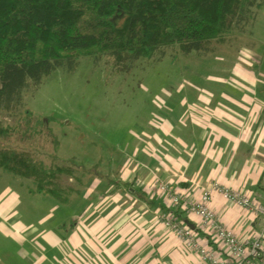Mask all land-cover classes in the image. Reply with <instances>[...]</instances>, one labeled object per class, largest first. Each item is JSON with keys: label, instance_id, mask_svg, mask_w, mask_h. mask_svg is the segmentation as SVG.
I'll return each instance as SVG.
<instances>
[{"label": "crops", "instance_id": "crops-1", "mask_svg": "<svg viewBox=\"0 0 264 264\" xmlns=\"http://www.w3.org/2000/svg\"><path fill=\"white\" fill-rule=\"evenodd\" d=\"M251 56H242L247 67H233L235 81L218 86L214 97L192 104L173 101L158 129L147 128L148 147L138 145L119 163L108 160L105 170H98L101 177L86 179L67 202L50 197L68 210L35 211L39 195L24 196L2 181L9 174L1 171L0 264L196 261L195 253L163 226L161 216L169 208L153 187L156 180L190 198L212 189L208 207L236 235L260 230L261 217L254 219L221 192L225 187L239 190L264 205V58L251 61ZM170 210L195 227L203 244L211 245L198 228L199 218L189 216L183 205Z\"/></svg>", "mask_w": 264, "mask_h": 264}, {"label": "trees", "instance_id": "trees-1", "mask_svg": "<svg viewBox=\"0 0 264 264\" xmlns=\"http://www.w3.org/2000/svg\"><path fill=\"white\" fill-rule=\"evenodd\" d=\"M264 0H0V110L19 114L13 127H0V171L30 179L29 192L65 203L77 188L101 177L98 164L85 168L36 158L3 140L11 133H41L46 121L24 108L23 97L59 68L71 71L81 55L110 56L123 72L142 58L160 59L163 47L182 53L207 52L235 30L242 32ZM54 146L57 141L52 138Z\"/></svg>", "mask_w": 264, "mask_h": 264}, {"label": "rangeland", "instance_id": "rangeland-1", "mask_svg": "<svg viewBox=\"0 0 264 264\" xmlns=\"http://www.w3.org/2000/svg\"><path fill=\"white\" fill-rule=\"evenodd\" d=\"M209 46L210 51L187 54L178 46L163 47L160 59L156 55L139 59L126 72L120 71L110 56L81 55L71 71L56 69L23 97L19 111L27 108L34 117L47 120L46 128L25 136L13 132L2 141L3 145L47 163H53L51 154L55 153L54 163H73L85 168L98 164L97 171L101 168L104 171L108 160L119 163L124 153L138 145H150L147 128L158 129L163 113L175 106L173 101L185 99L192 104L210 99L218 86L235 81L230 74L233 67H247L244 54L251 53V61L264 58V7L256 10L255 18L242 32L235 30ZM18 117L16 111L0 110V127L15 126ZM126 177L133 180L132 176ZM1 179L24 196L30 194V179L5 174ZM61 184L81 187L71 177H62ZM209 191L212 196V189ZM39 196L35 211L59 214L68 210L49 196ZM181 244L186 251L193 252ZM184 260V264H189L185 257L181 262Z\"/></svg>", "mask_w": 264, "mask_h": 264}, {"label": "built area", "instance_id": "built-area-1", "mask_svg": "<svg viewBox=\"0 0 264 264\" xmlns=\"http://www.w3.org/2000/svg\"><path fill=\"white\" fill-rule=\"evenodd\" d=\"M153 187L169 208L161 216L164 227L174 238L186 244L196 256L190 264H264V205L256 196L225 187L224 198L248 212L254 219L261 217L260 230L238 236L220 221L208 207L211 198L209 190H203L197 197L176 190L169 183L156 180ZM183 205L189 216L199 218V229L211 240L203 244L196 235L195 227L188 220L178 219L170 208Z\"/></svg>", "mask_w": 264, "mask_h": 264}, {"label": "water", "instance_id": "water-1", "mask_svg": "<svg viewBox=\"0 0 264 264\" xmlns=\"http://www.w3.org/2000/svg\"><path fill=\"white\" fill-rule=\"evenodd\" d=\"M190 227H193L192 224H189Z\"/></svg>", "mask_w": 264, "mask_h": 264}]
</instances>
